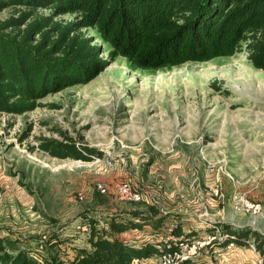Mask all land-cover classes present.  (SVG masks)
Segmentation results:
<instances>
[{
  "label": "rangeland",
  "instance_id": "1",
  "mask_svg": "<svg viewBox=\"0 0 264 264\" xmlns=\"http://www.w3.org/2000/svg\"><path fill=\"white\" fill-rule=\"evenodd\" d=\"M84 32L110 50L96 30ZM39 102L21 116L0 113V236L41 258H74L89 246L78 225L107 227L115 215L156 207L166 216L158 236L148 226L121 238L174 247L169 231L180 226V264H262L252 245L225 246L219 227L264 234V71L245 50L160 69L119 57L88 84ZM59 132L104 156L61 160L39 150L42 140H62ZM123 183L140 200L123 197ZM141 261L162 264L160 255Z\"/></svg>",
  "mask_w": 264,
  "mask_h": 264
},
{
  "label": "trees",
  "instance_id": "2",
  "mask_svg": "<svg viewBox=\"0 0 264 264\" xmlns=\"http://www.w3.org/2000/svg\"><path fill=\"white\" fill-rule=\"evenodd\" d=\"M7 9L14 14L0 21L3 114L32 112L50 94L88 84L119 57L137 68L160 69L245 50L252 65L264 71V0H0V13ZM46 10L50 14L41 13ZM66 15L75 18L57 20ZM89 29L98 32L110 47L108 52L84 32ZM59 134L62 140H42L39 150L61 160L91 162L104 156ZM127 216L115 215L107 227L91 226L89 246L78 248L74 258L55 253L41 258L0 236V264H132L135 259L181 251L185 241L180 226L171 234L180 241L174 247L165 242L139 246L121 238L148 226L158 236L166 220L158 208L133 209ZM219 227H223L225 246L252 245L264 264V234Z\"/></svg>",
  "mask_w": 264,
  "mask_h": 264
},
{
  "label": "built area",
  "instance_id": "3",
  "mask_svg": "<svg viewBox=\"0 0 264 264\" xmlns=\"http://www.w3.org/2000/svg\"><path fill=\"white\" fill-rule=\"evenodd\" d=\"M98 189L103 193L106 192V189L102 185H98ZM119 189H120V193L123 197H125V198L130 197L132 199H139L140 200V193L133 192L131 190V187L129 186V184L123 183L119 186ZM77 227H78V230H80L83 233L84 232H87V233L91 232V226L88 223L80 224ZM171 230L173 231V228H171L169 232H172ZM214 239H215V237H208L207 242L199 243L197 246L194 247V249L196 250V248L197 249L202 248L203 246L207 245V243H211ZM182 255H183V249L181 248L180 252L166 253V254L160 256V258L162 259V264H180L179 261L182 260ZM141 262L142 261L140 259H135L132 264H140Z\"/></svg>",
  "mask_w": 264,
  "mask_h": 264
}]
</instances>
